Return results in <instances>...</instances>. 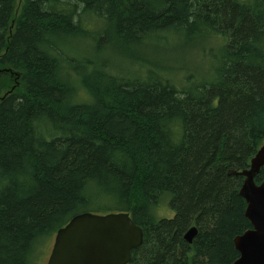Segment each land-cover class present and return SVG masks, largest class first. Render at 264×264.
Segmentation results:
<instances>
[{"label": "trees", "instance_id": "16d2710c", "mask_svg": "<svg viewBox=\"0 0 264 264\" xmlns=\"http://www.w3.org/2000/svg\"><path fill=\"white\" fill-rule=\"evenodd\" d=\"M169 36L220 42L191 48L209 79L165 68L175 84L131 57ZM263 141L264 0H0V264H33L95 198L142 229L126 264H232L251 223L228 171ZM166 199L174 214L158 218Z\"/></svg>", "mask_w": 264, "mask_h": 264}, {"label": "water", "instance_id": "95a60500", "mask_svg": "<svg viewBox=\"0 0 264 264\" xmlns=\"http://www.w3.org/2000/svg\"><path fill=\"white\" fill-rule=\"evenodd\" d=\"M263 166L264 141L248 168L228 171L243 177L239 194L246 202L245 216L251 223V228L233 239L239 256L232 264H264V181H255ZM196 233L197 227L191 226L183 238L191 243ZM142 240V229L128 212L84 211L56 230L46 264H126L131 250Z\"/></svg>", "mask_w": 264, "mask_h": 264}, {"label": "rangeland", "instance_id": "374dc122", "mask_svg": "<svg viewBox=\"0 0 264 264\" xmlns=\"http://www.w3.org/2000/svg\"><path fill=\"white\" fill-rule=\"evenodd\" d=\"M169 37L166 38L165 41L153 40L141 49L131 50V57L133 59L144 57L154 67L150 68L151 70L169 76L175 84H178L176 79L179 80L181 78L182 71L175 70L172 74L170 70H166L165 68L168 67L170 69L178 67L179 69L194 70L196 73H192L191 75L194 76L193 80H195V82L209 79L212 74V72H210L212 69L210 70L209 65L212 67L214 63L209 62V60L202 62L200 60V53L192 56L193 51L191 48H198L201 45L202 47H209V50H211L212 53L218 54L221 52L220 42L214 43L211 42V40L203 42L196 41L198 43L188 45L181 43L178 44V41L176 42L174 36ZM68 41H70L68 45L70 46L69 48L72 50L73 54L74 52L76 54L77 51L79 53L84 52L86 47L78 44L82 43V41H77L74 37L70 38ZM89 53H91V51H89ZM101 54L107 57L111 62L115 63H119V58H121L120 54L112 47L107 48ZM118 70L123 71L121 67ZM113 209V204L110 201L105 198H95V200L85 208V211L95 214H106L110 211L113 212ZM154 214L158 218H170L173 216L174 212L169 206L168 199L160 203V205L155 208ZM54 234L55 232L51 236L45 237L44 240L36 246L33 264H46L52 247Z\"/></svg>", "mask_w": 264, "mask_h": 264}]
</instances>
